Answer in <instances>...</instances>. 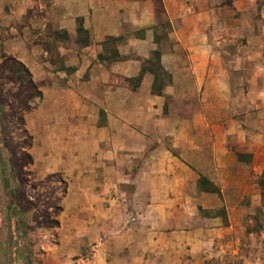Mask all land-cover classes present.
<instances>
[{
	"label": "crops",
	"instance_id": "crops-1",
	"mask_svg": "<svg viewBox=\"0 0 264 264\" xmlns=\"http://www.w3.org/2000/svg\"><path fill=\"white\" fill-rule=\"evenodd\" d=\"M182 1L217 0L50 1L45 26L64 33L47 39L57 51L40 38L15 51L42 93L45 162L66 177L59 244L42 264H256L214 215L240 197L230 185L247 165L238 154L256 150L253 132L210 120L234 100L231 70L245 52L230 60L197 30L211 10L193 11L196 29H174L172 47L161 48L160 26ZM253 71L248 82L264 85V62ZM200 94L203 103L191 102Z\"/></svg>",
	"mask_w": 264,
	"mask_h": 264
},
{
	"label": "rangeland",
	"instance_id": "rangeland-1",
	"mask_svg": "<svg viewBox=\"0 0 264 264\" xmlns=\"http://www.w3.org/2000/svg\"><path fill=\"white\" fill-rule=\"evenodd\" d=\"M50 1L55 0H0V264H42L59 244L57 224L66 177L52 158L50 164L45 162L47 115L37 109L40 87L32 75L29 82L14 65L19 45L30 47L39 38L45 48L57 51L58 44L47 39L61 40L63 34L45 26ZM208 10L212 20H197V30L203 35L209 32V42L230 53L226 56L230 60L233 54L245 52L242 68L231 70L234 100L221 121L210 120L212 124L227 121L238 132H253L248 142L256 146L254 155L244 156L247 165L239 167L240 174L230 184L240 192V197L229 199L233 209L214 215L232 226L224 238L233 241L234 249L253 263L264 264V197L259 185L264 174V85L255 88L248 82L254 62H264V0L194 1L193 7L190 1H182L160 26L161 48L172 47L174 29H196L189 17L193 11ZM202 98L200 94L191 102L200 105Z\"/></svg>",
	"mask_w": 264,
	"mask_h": 264
},
{
	"label": "trees",
	"instance_id": "trees-1",
	"mask_svg": "<svg viewBox=\"0 0 264 264\" xmlns=\"http://www.w3.org/2000/svg\"><path fill=\"white\" fill-rule=\"evenodd\" d=\"M77 31L80 33V36H81V40L84 41V43H87L88 42V34L86 31H84L81 26L79 25L77 27ZM64 36V33H62ZM114 40V39H112ZM14 65H16L18 68L22 69V71L27 75L28 77V80L29 82H32L31 80V73L29 72V70L24 66L23 63H21L20 61H17L15 60L14 61ZM162 73V70L161 72ZM140 77H138L139 79ZM19 79H21V77H19ZM244 156H247V155H244V154H238V158H244ZM262 177L260 178L259 180V185L261 186L262 188V192H261V195H262V198L264 197V174L261 175ZM199 185L201 188L203 189H206V190H211L213 189V185L212 183H210L207 179H205L204 177H200L199 179Z\"/></svg>",
	"mask_w": 264,
	"mask_h": 264
}]
</instances>
